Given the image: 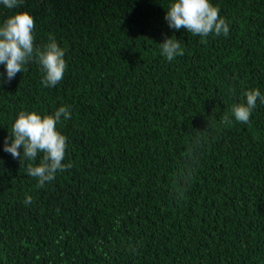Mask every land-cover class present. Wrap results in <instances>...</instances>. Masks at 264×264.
Returning a JSON list of instances; mask_svg holds the SVG:
<instances>
[{
    "label": "trees",
    "instance_id": "trees-1",
    "mask_svg": "<svg viewBox=\"0 0 264 264\" xmlns=\"http://www.w3.org/2000/svg\"><path fill=\"white\" fill-rule=\"evenodd\" d=\"M172 2L0 4V23L30 12L35 45L54 36L67 62L53 87L34 60L11 81L0 64V264H264V103L231 117L264 95V0H211L229 34L206 42L169 27ZM61 105L71 167L41 187L27 164L43 153L21 165L4 142L20 111Z\"/></svg>",
    "mask_w": 264,
    "mask_h": 264
},
{
    "label": "clouds",
    "instance_id": "clouds-1",
    "mask_svg": "<svg viewBox=\"0 0 264 264\" xmlns=\"http://www.w3.org/2000/svg\"><path fill=\"white\" fill-rule=\"evenodd\" d=\"M23 3L24 0H0V4L7 9L20 8ZM219 12V8L211 0H173L166 10L165 20L173 30L185 29L206 42L203 38L209 35L229 34V24ZM34 28L35 20L26 10L16 11L0 23V64L5 65L7 80L11 81L17 73L26 71L25 65L34 60L44 73L42 83L53 87L63 79L67 69L65 49L51 35L42 47L36 46ZM160 47L168 61L184 54L179 39L173 36L166 37ZM2 81L3 73H0V82ZM245 96L246 102L232 106L231 117L246 124L257 100L264 103V95H261L259 89L253 88L247 90ZM70 117L67 105H61L52 114L44 115L35 110H22L5 138L4 151L20 160L21 165L24 159L36 161L38 154L43 153L38 164H27V175L36 178L41 187L46 182L53 181L58 171L71 167V162L67 165L63 163L67 137L57 128V124ZM221 122L231 125L232 119L225 114ZM24 202L31 203V197H26Z\"/></svg>",
    "mask_w": 264,
    "mask_h": 264
}]
</instances>
